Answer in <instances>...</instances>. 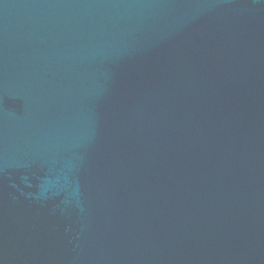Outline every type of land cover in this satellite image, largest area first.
<instances>
[{"label": "water", "instance_id": "obj_1", "mask_svg": "<svg viewBox=\"0 0 264 264\" xmlns=\"http://www.w3.org/2000/svg\"><path fill=\"white\" fill-rule=\"evenodd\" d=\"M0 264H264V0H0Z\"/></svg>", "mask_w": 264, "mask_h": 264}]
</instances>
